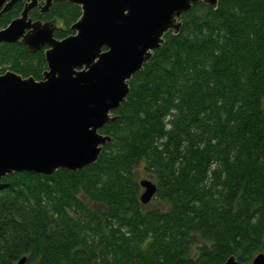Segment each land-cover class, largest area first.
<instances>
[{
    "label": "trees",
    "instance_id": "obj_1",
    "mask_svg": "<svg viewBox=\"0 0 264 264\" xmlns=\"http://www.w3.org/2000/svg\"><path fill=\"white\" fill-rule=\"evenodd\" d=\"M16 0L0 27L17 16ZM80 7L52 1L61 38ZM128 80L81 169L0 177V264H236L264 258V0L193 3ZM43 47L0 42V73L41 77ZM165 208L139 201L134 168Z\"/></svg>",
    "mask_w": 264,
    "mask_h": 264
},
{
    "label": "water",
    "instance_id": "obj_2",
    "mask_svg": "<svg viewBox=\"0 0 264 264\" xmlns=\"http://www.w3.org/2000/svg\"><path fill=\"white\" fill-rule=\"evenodd\" d=\"M16 0H0V17ZM52 1L23 0L19 14L0 27V42L20 41L29 51L43 47L41 77L0 73V177L16 171L51 174L92 163L109 141L99 128L116 115L128 80L159 47L163 34L179 28L193 3L214 7L217 0H67L80 7L73 32L57 38L54 23L32 19L28 10L46 11ZM140 203L155 183L137 181ZM21 256L17 264H22ZM251 264H264L262 252ZM221 264H236L233 254Z\"/></svg>",
    "mask_w": 264,
    "mask_h": 264
},
{
    "label": "rangeland",
    "instance_id": "obj_3",
    "mask_svg": "<svg viewBox=\"0 0 264 264\" xmlns=\"http://www.w3.org/2000/svg\"><path fill=\"white\" fill-rule=\"evenodd\" d=\"M134 175H135V178L137 181L140 180L141 178H148V179L153 180V178L143 170V163L142 162H140L134 168ZM144 205L149 206V207H159V208H165L166 207V203L164 201L156 199L153 196L150 198L149 201L144 203Z\"/></svg>",
    "mask_w": 264,
    "mask_h": 264
},
{
    "label": "flooded vegetation",
    "instance_id": "obj_4",
    "mask_svg": "<svg viewBox=\"0 0 264 264\" xmlns=\"http://www.w3.org/2000/svg\"><path fill=\"white\" fill-rule=\"evenodd\" d=\"M22 3H23V0H22ZM33 7H37L38 8V6H33ZM32 8V7H31Z\"/></svg>",
    "mask_w": 264,
    "mask_h": 264
}]
</instances>
